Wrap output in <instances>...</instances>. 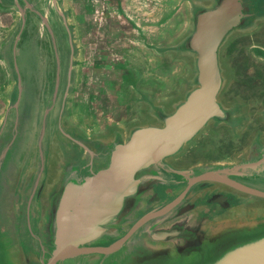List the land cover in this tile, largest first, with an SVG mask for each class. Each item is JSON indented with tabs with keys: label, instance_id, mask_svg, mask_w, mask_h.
Wrapping results in <instances>:
<instances>
[{
	"label": "water",
	"instance_id": "95a60500",
	"mask_svg": "<svg viewBox=\"0 0 264 264\" xmlns=\"http://www.w3.org/2000/svg\"><path fill=\"white\" fill-rule=\"evenodd\" d=\"M52 2L21 0L2 55L0 264H264V0H195L189 24L181 2L90 0L108 32L100 57ZM25 18L44 47L65 38L41 114L62 152L55 181L8 59Z\"/></svg>",
	"mask_w": 264,
	"mask_h": 264
},
{
	"label": "rangeland",
	"instance_id": "374dc122",
	"mask_svg": "<svg viewBox=\"0 0 264 264\" xmlns=\"http://www.w3.org/2000/svg\"><path fill=\"white\" fill-rule=\"evenodd\" d=\"M18 1L20 3V0ZM40 1L41 0H25V2H30L32 5L36 6V8L40 7ZM43 1L47 2L48 4L50 3V0ZM168 1L170 0H156V11L161 13L162 10L165 9ZM171 1L172 3L179 4L181 2L183 4V6L185 7V16L189 24V13L195 0ZM23 5L25 6L24 2ZM43 14L50 17V12L48 11H43ZM182 22L183 19L180 14L172 15L169 17L168 35L170 38H173L175 35L180 33L183 27ZM36 26H38V24ZM20 31L21 33L18 34L19 40L17 41L16 46L14 45V47L11 49L8 56V59L9 57H12L15 71L20 80L18 112L21 116L20 120L26 123V126L30 129L33 137H35V134L40 127L42 128V133H46L43 140V145L45 144L47 136V144H49L51 148L49 151L50 156H45L46 173L49 180L55 181L58 179L59 171L57 165L59 163V157L61 156L62 152L59 146H56L53 143L55 142L54 140L56 135L53 136L52 140V134L51 132H49V124L46 127V123L44 121V118L41 117V114L45 106V99L48 94V92L45 91V87L49 85V83L52 81V77L58 71V53H61V47L63 46V44H65V38L63 36H57L56 40L52 39V42H50L49 40L47 43L48 45L46 44L44 47L43 41L41 40L40 35H38L39 30L37 28H34L26 18L24 20L22 30ZM50 45L52 46V51ZM2 113L3 110H0L1 115ZM15 123L16 124L13 127V130H11L10 127H8L6 130L5 134L9 136V139L10 137L15 138V136H17L18 134V128H20V126H18L17 121ZM57 134L58 136L62 137L60 132H58ZM24 139L23 136H19V139L16 143V147L19 146L18 154L20 155L25 151V147L20 146L22 140ZM26 141V143H29L27 139ZM11 222L12 217L8 219V224H11Z\"/></svg>",
	"mask_w": 264,
	"mask_h": 264
},
{
	"label": "crops",
	"instance_id": "0c3cea01",
	"mask_svg": "<svg viewBox=\"0 0 264 264\" xmlns=\"http://www.w3.org/2000/svg\"><path fill=\"white\" fill-rule=\"evenodd\" d=\"M55 3L52 2V15L54 19L59 23L60 16H58L59 11L66 14V19L68 26L73 28L74 34L77 38L82 37L86 45L84 46V51L89 52L91 55H97L96 52L99 51V57L106 48L107 45V28L103 25L102 12L99 9L97 12L92 13L94 8L90 5V0H56ZM103 6L102 3L98 4V7ZM19 8H23L18 0H0V76L2 77V72L7 69V63L4 61L2 55L5 52V47L7 44L11 43L15 33L20 25L21 15ZM105 15V14H104ZM106 16V15H105ZM56 27H59L57 24ZM74 35V36H75ZM169 36V35H168ZM148 44V40L145 41ZM148 58V56L146 57ZM85 62L86 66H91V59L87 56L84 57L83 64ZM139 73L141 77L146 78L147 71L145 66L142 69V65H138ZM93 68H99L94 65L90 67V74H98ZM1 79V78H0ZM93 79V80H92ZM10 86L9 76L7 75L5 79ZM91 88L93 90H102V84L97 82L94 78H89ZM4 84V78H3ZM135 91L142 89L141 82L139 81L134 85ZM151 90H154L153 88Z\"/></svg>",
	"mask_w": 264,
	"mask_h": 264
}]
</instances>
